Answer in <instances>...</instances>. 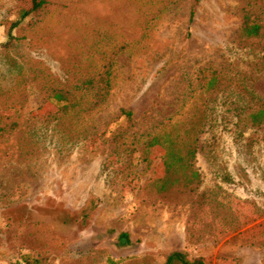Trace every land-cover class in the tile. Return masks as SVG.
I'll return each instance as SVG.
<instances>
[{
  "label": "rangeland",
  "instance_id": "rangeland-1",
  "mask_svg": "<svg viewBox=\"0 0 264 264\" xmlns=\"http://www.w3.org/2000/svg\"><path fill=\"white\" fill-rule=\"evenodd\" d=\"M18 3L32 6L0 0V264L25 256L162 264L174 252L207 264H264V127H238L237 95L226 93V103L220 92L209 104L205 92L211 72L234 71L235 62L234 84L264 97V60L238 44L246 0H52L10 39L6 22ZM97 55L113 61L99 109L58 120L57 106L30 82L24 103L4 102L19 71L39 65L73 85ZM190 95L196 103L185 111L211 108L196 159L209 198L196 205L183 190L157 193L150 180L165 172L159 149L148 165L133 147L102 137L127 109V144L143 142Z\"/></svg>",
  "mask_w": 264,
  "mask_h": 264
},
{
  "label": "trees",
  "instance_id": "trees-1",
  "mask_svg": "<svg viewBox=\"0 0 264 264\" xmlns=\"http://www.w3.org/2000/svg\"><path fill=\"white\" fill-rule=\"evenodd\" d=\"M50 6H52V0H32L30 8L18 3L14 10L15 19L6 22L9 24V38L14 39V30L21 28L26 21L36 17L44 10L48 12ZM103 40L105 39L103 38ZM102 43L98 40L95 49L98 50ZM238 44L243 50L249 49L256 59L264 60V0H246ZM98 56L94 58L95 67L73 85L58 80L46 68H39V65H36L37 68L31 67L32 71L25 69L19 71V80L6 92L8 98L4 102H8L11 97H14V102L24 103L28 98L27 89L28 82H30L36 85L45 101L57 106L58 111L54 115L56 119L59 120L60 117L71 116L74 113L83 117L84 114L104 106L111 92L112 58L106 62ZM259 62V65H264L262 61ZM230 65L233 66L234 71H231V67L224 69V73L215 69L209 75L205 92L206 95H209L210 100L208 101L207 98L206 102L214 104L220 98V92H224V98L226 93H229L230 99L237 95L235 116L238 127L242 129L264 127V97L256 95L252 92V88L243 83L241 85L234 84V81H237L239 65L235 62ZM263 68L260 67L257 70L262 71ZM0 90L4 92V89ZM194 96L186 97L180 108L164 119L155 132L147 134V138L141 136L140 138L144 139L143 142L139 140L138 143L134 142L130 146L127 144L131 123L134 122L133 112L127 109H122L116 122L109 123L102 134L105 141L107 140L113 145H125L127 151L133 147L131 154L140 152L142 160L148 165L154 162V152L159 149L165 172L162 176L156 175L155 179L152 178L150 182L156 186L157 193L161 195L183 190L191 197L192 205L202 204L209 198L208 192L200 191L202 176L196 166V159L200 135L211 114V108H203L198 111L184 110L187 104L194 105L196 103ZM229 96L226 97V103ZM11 103L13 102L11 101ZM0 130H5V128L0 125ZM134 149L136 150L133 151ZM81 211L84 212L86 220L92 212V206H86ZM120 236L129 237L124 232ZM132 258L131 262L141 259ZM14 264H37V261L25 256ZM162 264L207 263L203 258L188 259L183 253L174 252Z\"/></svg>",
  "mask_w": 264,
  "mask_h": 264
}]
</instances>
